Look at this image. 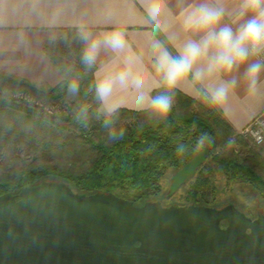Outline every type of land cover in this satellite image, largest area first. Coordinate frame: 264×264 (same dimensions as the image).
Here are the masks:
<instances>
[{
  "label": "trees",
  "instance_id": "trees-1",
  "mask_svg": "<svg viewBox=\"0 0 264 264\" xmlns=\"http://www.w3.org/2000/svg\"><path fill=\"white\" fill-rule=\"evenodd\" d=\"M77 30L65 28L58 39L45 45L46 54L63 76L56 86L44 88L0 72V83L4 86L32 92L43 97L46 102L67 101L71 104L69 106L76 109L70 113L60 112L49 116L46 112L41 114L31 108H24L20 102L2 99L5 105L21 109L26 112L27 118L35 122L52 121L60 131L62 142L40 144L27 136L29 139L23 142L34 150L35 162L17 169L14 167L12 173L0 176V195L8 191L17 192L22 186L50 179L63 180L80 193L113 192L136 204H143L146 200L160 196L162 180L169 171L176 172L205 146H210L207 161L216 144L231 138L240 140L242 137L216 107L176 89L175 106L167 121L150 122L143 110L120 108L114 127L117 130L124 129L125 133L123 138L112 139L102 119L96 118L98 104L93 92L89 91L94 82L96 66L86 70L82 65L80 55L83 44L77 39ZM72 77L80 81V91L76 97L67 94V82ZM84 104L88 105V119L80 122L76 114L79 106ZM129 118L135 121L127 122ZM0 133V139L16 144V141L8 138L5 130L0 129ZM202 134H207L209 139L202 148L197 149V141ZM181 145L184 146L183 152L178 150ZM211 161L207 172L204 171V162L183 184L190 181L184 201L180 204L217 207L219 188L208 174L216 169L228 183H247L264 199V177L253 166L219 154L213 155ZM262 164L264 167V161Z\"/></svg>",
  "mask_w": 264,
  "mask_h": 264
},
{
  "label": "water",
  "instance_id": "water-1",
  "mask_svg": "<svg viewBox=\"0 0 264 264\" xmlns=\"http://www.w3.org/2000/svg\"><path fill=\"white\" fill-rule=\"evenodd\" d=\"M209 151L174 172L170 195ZM0 264H264V216L233 204H136L43 179L0 195Z\"/></svg>",
  "mask_w": 264,
  "mask_h": 264
},
{
  "label": "clouds",
  "instance_id": "clouds-1",
  "mask_svg": "<svg viewBox=\"0 0 264 264\" xmlns=\"http://www.w3.org/2000/svg\"><path fill=\"white\" fill-rule=\"evenodd\" d=\"M140 4L144 23L150 27V68L141 56L129 52L122 26L98 34L84 25L77 30V39L83 44L80 60L86 70L96 66L101 50L115 55L114 60L96 70L89 87L98 104L96 118L102 119L112 139L123 138L125 133L124 129L114 127L124 106L118 93L133 92L137 108L145 111L150 122L160 123L167 121L176 89L183 84L209 106L222 107L237 85L235 77L224 79V76L246 66L244 79L249 95L259 91L264 72V0H238L232 12L228 11L225 0H195L188 4L179 13V20L182 32L191 35L174 44L175 53L157 38L160 33H168L176 19L167 7V0H140ZM231 14L235 20L223 23L225 16ZM245 17L243 23L236 24ZM79 91V79L70 78L67 94L76 97ZM76 115L78 121L86 122L88 105H80ZM253 135L257 142L264 141L259 132ZM208 139L207 134H202L197 149ZM178 150L183 152L184 146Z\"/></svg>",
  "mask_w": 264,
  "mask_h": 264
},
{
  "label": "crops",
  "instance_id": "crops-1",
  "mask_svg": "<svg viewBox=\"0 0 264 264\" xmlns=\"http://www.w3.org/2000/svg\"><path fill=\"white\" fill-rule=\"evenodd\" d=\"M193 2L195 0H167V7L176 19L169 32L160 33L157 38L164 41L173 53L174 44L191 35L182 32L179 13ZM237 3L238 0H225L229 12ZM246 19L236 21V24ZM234 20V14L226 15L223 23ZM81 25L93 34L122 26L129 52L141 56L145 65L151 67L150 27L144 23L140 0H0V72L23 78L40 87L56 86L63 76L46 54L45 45L58 39L65 28H79ZM114 59L111 51L101 50L96 70ZM245 67L241 66L238 71L224 76V79L235 77L237 85L227 102L222 107H216L238 133L264 111V72L260 77L259 91L249 95L244 79ZM177 89L196 98L187 84ZM118 97L124 101L121 108L141 110L134 102L133 92L118 93Z\"/></svg>",
  "mask_w": 264,
  "mask_h": 264
},
{
  "label": "rangeland",
  "instance_id": "rangeland-1",
  "mask_svg": "<svg viewBox=\"0 0 264 264\" xmlns=\"http://www.w3.org/2000/svg\"><path fill=\"white\" fill-rule=\"evenodd\" d=\"M2 99L20 102L24 108H31V110L35 112L39 111L41 114L46 112L49 116L60 112L70 113L73 110L76 111V109L69 106L71 104L67 101L46 102L43 97H38L32 92L29 93L13 86H4L0 83V129L1 131H6L9 139L16 141L15 144L0 139V176L12 173L14 167L17 169L21 168L24 164L35 162L34 150L29 149V145L23 142L24 140L30 138L40 144H57L62 142L60 131L52 121L35 122L27 118L26 112L24 113L21 109L5 105ZM174 106L175 101L173 103ZM195 109L196 111L198 110V108ZM134 121V118L127 119V122L133 123ZM241 136L240 140H233L231 138L230 140L233 141L231 144L229 143V139L226 142L216 144L214 151L204 163L206 168L204 171L207 172V168L212 165L211 157L219 154L221 156H231L240 162L253 166L264 177V167L262 164L264 161V143L256 145L249 136L244 134H241ZM173 174V170L169 171L162 180L163 190L160 196L154 197L153 200L160 199L164 205L180 204L184 201V194L190 181L181 186L176 193L170 195L169 188ZM208 174L214 178L219 188L217 207L233 204L249 216H264V199L252 186L235 181L228 183L218 169Z\"/></svg>",
  "mask_w": 264,
  "mask_h": 264
},
{
  "label": "built area",
  "instance_id": "built-area-1",
  "mask_svg": "<svg viewBox=\"0 0 264 264\" xmlns=\"http://www.w3.org/2000/svg\"><path fill=\"white\" fill-rule=\"evenodd\" d=\"M259 132L264 136V111L255 116L252 121L239 133L249 136L256 145H261L264 141L257 142V139L253 133Z\"/></svg>",
  "mask_w": 264,
  "mask_h": 264
},
{
  "label": "flooded vegetation",
  "instance_id": "flooded-vegetation-1",
  "mask_svg": "<svg viewBox=\"0 0 264 264\" xmlns=\"http://www.w3.org/2000/svg\"><path fill=\"white\" fill-rule=\"evenodd\" d=\"M248 215V214H247ZM260 216V215H259ZM259 216H257V217H259ZM250 217H252V216H250ZM252 218H256V217H252ZM224 225V224H223Z\"/></svg>",
  "mask_w": 264,
  "mask_h": 264
}]
</instances>
